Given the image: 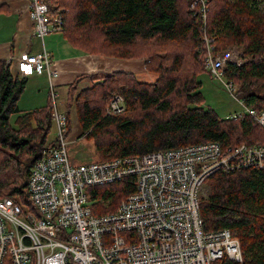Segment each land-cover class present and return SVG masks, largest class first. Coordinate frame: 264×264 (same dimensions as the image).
<instances>
[{"label":"trees","instance_id":"obj_1","mask_svg":"<svg viewBox=\"0 0 264 264\" xmlns=\"http://www.w3.org/2000/svg\"><path fill=\"white\" fill-rule=\"evenodd\" d=\"M45 2L50 22L60 15L59 33L75 50L142 60L152 79L126 70L97 78L82 74L66 87L63 105L50 94L45 105L21 110L18 102L26 77L0 61V198L29 205V168L58 142L57 136L48 138L54 111L66 118L64 137L74 133V139H88L96 161L207 141L219 142L222 150L264 143V130L253 116L221 119L204 105L199 81L206 71L208 48L217 55L236 46L243 62L227 64L221 81L237 86L229 93L239 104L243 101L258 113L264 110V0H208L205 28L193 0ZM84 79L89 82L81 83ZM115 94L121 96L124 109L109 115L106 109ZM75 123L77 132L72 130ZM133 189L127 178L98 192L96 188L94 194L111 201V211ZM199 212L204 231L229 229L238 239L243 264H264L263 170L241 166L212 174L204 184ZM214 264L235 263L223 258Z\"/></svg>","mask_w":264,"mask_h":264},{"label":"built area","instance_id":"obj_2","mask_svg":"<svg viewBox=\"0 0 264 264\" xmlns=\"http://www.w3.org/2000/svg\"><path fill=\"white\" fill-rule=\"evenodd\" d=\"M45 1L29 0L32 34L40 37L62 25L58 14L50 22ZM208 51L204 68L220 80L227 64L242 63L234 49L214 58ZM12 62L21 77L45 70L53 74L45 49L6 60L8 65ZM225 87L230 93L237 88L233 83ZM240 104L243 110L223 119L235 121L248 114L264 130V112ZM123 109L122 99L115 97L106 113ZM52 115L58 142L47 147L29 171L26 189L31 205L0 198V264H214L223 258L243 264L240 243L229 229L203 230L199 201L207 178L218 171L241 166L264 169V143L226 150L217 143L194 144L178 151L71 163L64 137L66 118L57 111ZM127 178L133 181V191L109 211L111 201L95 195V189ZM99 203L106 208L100 209Z\"/></svg>","mask_w":264,"mask_h":264},{"label":"crops","instance_id":"obj_3","mask_svg":"<svg viewBox=\"0 0 264 264\" xmlns=\"http://www.w3.org/2000/svg\"><path fill=\"white\" fill-rule=\"evenodd\" d=\"M29 10V0H0V61L6 63L8 58L36 54L43 49L51 56L52 75L45 70L41 74L32 73L26 77V85L18 102L21 110H31L45 105L52 92H56L60 99L63 95L65 97L68 84L82 74H94V78H97L101 74L116 70H126L135 74L145 71V68H142V60L128 62L79 52L59 32L47 34L43 38L34 36ZM9 66L13 70L16 67L14 62ZM117 67L123 69H115ZM104 70L108 72H103ZM146 75L144 80L152 79L147 72ZM85 82H89L88 79L81 81Z\"/></svg>","mask_w":264,"mask_h":264},{"label":"rangeland","instance_id":"obj_4","mask_svg":"<svg viewBox=\"0 0 264 264\" xmlns=\"http://www.w3.org/2000/svg\"><path fill=\"white\" fill-rule=\"evenodd\" d=\"M52 33H58V32H51L48 33V35ZM226 49H234L238 51L239 54H241V50L236 46H230ZM113 61L114 60H110V62ZM118 62L120 63L121 61ZM142 68H144V66H142ZM115 69H123V68L117 67ZM98 70H103V69H98ZM103 72H108V71L104 70ZM137 76L140 79L145 78L147 76L146 71L137 74ZM199 81L201 82L200 91L204 99V105L213 109L216 112V114L219 116V118L222 119L233 112L243 110V107L240 106V104L235 100V98L229 93V90L225 88V86L223 85L222 81L219 78H216L210 75L207 71H204L199 75ZM61 97H62L61 104L63 105L65 102V97L64 95ZM60 108L61 107L59 106V109ZM72 130L77 132L76 123L72 127ZM56 135H57V129H56L55 121H53L52 128L48 136L49 140H54L56 138ZM74 138H76L74 136V133H72L71 136L65 138V141L67 143V151L71 163H84L89 161H95L98 158L97 154L94 152L91 142L88 141V139H85L83 137L79 139H74ZM98 189H101V187L97 188V192L99 191ZM205 190H207V185L205 187ZM99 206L100 209L106 208V207L104 208L101 203H99Z\"/></svg>","mask_w":264,"mask_h":264},{"label":"bare ground","instance_id":"obj_5","mask_svg":"<svg viewBox=\"0 0 264 264\" xmlns=\"http://www.w3.org/2000/svg\"><path fill=\"white\" fill-rule=\"evenodd\" d=\"M194 1V0H193ZM206 2L207 1H205V2H202L201 4H199V13H200V17H201V19H202V26H201V28H205V24H206V12H207V7H206ZM29 17L31 18V20H32V22L34 23V20L32 19V17H31V8H30V10H29ZM62 21V20H61ZM61 29H62V25H61ZM61 29L60 30H56V31H51V32H60L61 31ZM51 32H48V33H51ZM48 33H46L45 35H47ZM44 35V36H45ZM34 36H36V37H39V38H43L44 36H42V37H40V36H38V35H34ZM210 57L211 58H214L215 57V55H210ZM115 97H119V98H121V96H119V95H113V97H112V99L110 100V102L111 101H113V99L115 98ZM122 99V98H121ZM122 103H123V101H122ZM257 110V109H256ZM264 111H261V113H263ZM52 118H53V115H52ZM53 121H55L54 120V118H53ZM216 143H219V142H217V141H207V142H202V143H197V145L198 146H205V145H214V144H216ZM194 144H192V145H186V146H182V147H175V148H171L173 151H178V150H182V149H186V148H189V147H191V146H193ZM253 145H256V146H259V145H261V143H255V144H253ZM226 148V147H225ZM106 161V160H105ZM36 162V161H35ZM34 162V163H35ZM34 163L31 165V167L29 168V171L31 170V168H32V166L34 165ZM258 170H263L264 171V169L263 168H259ZM125 180V179H124ZM132 180V179H131ZM25 183H26V188H27V180L25 181ZM27 190V189H26ZM27 193H28V191H27ZM28 196H29V194H28ZM29 201H30V199H29ZM31 205V202L29 203V205L28 206H30ZM233 237V236H232Z\"/></svg>","mask_w":264,"mask_h":264}]
</instances>
